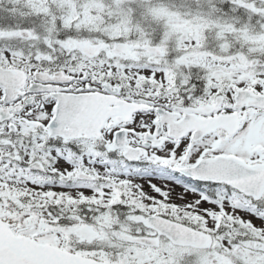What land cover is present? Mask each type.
I'll return each instance as SVG.
<instances>
[{
  "label": "snow or ice",
  "instance_id": "6c2138e0",
  "mask_svg": "<svg viewBox=\"0 0 264 264\" xmlns=\"http://www.w3.org/2000/svg\"><path fill=\"white\" fill-rule=\"evenodd\" d=\"M0 264H264V0H0Z\"/></svg>",
  "mask_w": 264,
  "mask_h": 264
}]
</instances>
